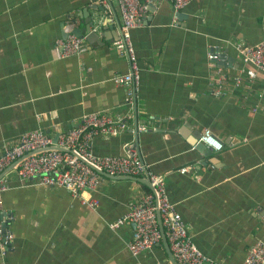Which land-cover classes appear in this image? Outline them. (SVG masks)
Masks as SVG:
<instances>
[{
    "label": "crops",
    "instance_id": "crops-1",
    "mask_svg": "<svg viewBox=\"0 0 264 264\" xmlns=\"http://www.w3.org/2000/svg\"><path fill=\"white\" fill-rule=\"evenodd\" d=\"M112 3L108 11L98 0H0V155L28 130L56 139L90 112L125 117L119 134L94 137V153L121 155L125 143L134 145L165 177L198 248L219 263L243 264L251 245L264 239V73L249 84L245 77L239 88L229 80L223 95L212 93L210 79L217 69L232 76L251 69L235 44L264 38V0H192L179 10L149 0L131 31L141 74L133 103L114 81L130 63L113 44L123 17ZM90 19L96 40L87 38ZM74 29L84 33L85 50L63 56L57 40ZM206 128L223 143L220 151L198 147ZM2 175L14 241L3 251L0 245V264L169 261L163 241L131 252L130 221L110 226L151 190L136 179L101 174L98 189L82 194L99 199L92 208L63 187L22 179L16 165Z\"/></svg>",
    "mask_w": 264,
    "mask_h": 264
},
{
    "label": "built area",
    "instance_id": "built-area-1",
    "mask_svg": "<svg viewBox=\"0 0 264 264\" xmlns=\"http://www.w3.org/2000/svg\"><path fill=\"white\" fill-rule=\"evenodd\" d=\"M108 11L110 1L98 0ZM123 17V24L118 38L113 42L115 48L125 55L130 63V71L118 75L114 81L123 86L129 103L136 99L140 86L141 74L136 49L132 40V29L141 24L149 0H116ZM176 9L187 7L192 0H168ZM85 37L70 34L58 39L63 56L80 54L85 50ZM237 56L251 69L242 68L235 75H229L217 69L210 79L212 93L223 95L229 80L239 88L247 78V83L254 81L258 72L264 73V38L255 44L236 43ZM248 66V67H249ZM264 96V92L261 94ZM247 98V95H245ZM256 110V109H255ZM125 117L111 116L106 113L90 112L84 115L82 122L61 133L57 141L41 129L25 131L17 143L8 146L0 155V175L11 164L19 161V175L22 179L37 178V183L47 187H63L74 197L92 208L99 205L96 197L85 198L84 191H96L101 174L105 171L111 175H132L148 179L151 190L130 203L127 213L110 226L117 228L124 221L134 225L132 238L128 247L134 255L150 251L162 241V232L158 222V212L170 249L178 264H222L206 255L194 243L181 213L168 196L165 177L156 173L143 161L134 145L125 143L121 155H96L92 142L99 133L115 136L126 128ZM140 130L146 127L141 125ZM208 148L220 151L223 143L206 128L200 138ZM60 147L62 149H58ZM184 167L181 172L187 171ZM9 189L7 182L0 180V245L2 251L11 247L14 233L8 224L14 219L3 210V193ZM155 264H172L170 261H157ZM243 264H264V239L251 245Z\"/></svg>",
    "mask_w": 264,
    "mask_h": 264
},
{
    "label": "water",
    "instance_id": "water-1",
    "mask_svg": "<svg viewBox=\"0 0 264 264\" xmlns=\"http://www.w3.org/2000/svg\"><path fill=\"white\" fill-rule=\"evenodd\" d=\"M110 5L113 6V3L112 1H110ZM105 7L104 6H101V9H104ZM95 23H94V20L90 19L88 21V24H87V27H86V31H87V38L88 40H96L98 38V32L93 29ZM73 34H76L78 36H84V33L80 30V29H74L73 30ZM215 54V52H214ZM57 141V137L55 139V142ZM198 147L201 148V149H205L207 148L206 145L203 143V142H199L198 143ZM58 149H62L60 147H56ZM209 153L212 152V150L209 148L208 149ZM19 163V161H16L15 163H13V165H17ZM100 174H103V175H106V176H109L111 178H131V179H136L137 181L143 183L144 185H147L148 187L152 188L151 187V184L150 182L148 181V179H145V178H141V177H135V176H132V175H111L105 171H99ZM4 175H2L0 177V179L3 177ZM158 222H159V225H160V229H161V232H162V241L167 249V253H168V256H169V261L172 263V264H178V262L176 261V259L174 258L173 256V253L170 249V246H169V243L167 241V238L165 236V233H164V228H163V225H162V222H161V218H160V214L158 212Z\"/></svg>",
    "mask_w": 264,
    "mask_h": 264
}]
</instances>
